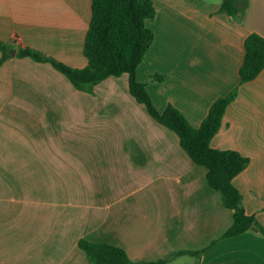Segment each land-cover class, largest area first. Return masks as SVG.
<instances>
[{
  "label": "crops",
  "instance_id": "obj_1",
  "mask_svg": "<svg viewBox=\"0 0 264 264\" xmlns=\"http://www.w3.org/2000/svg\"><path fill=\"white\" fill-rule=\"evenodd\" d=\"M152 2L155 41L137 79L160 113L171 104L195 128L239 88L211 145L250 160L234 185L264 227V70L240 85L246 39L264 38V0H249L242 22L221 11L222 0ZM91 6L0 0V42L10 50L3 63L0 51V264H89L82 239L121 248L135 262L264 264L259 231L223 238L234 212L178 135L131 95L127 74L87 93L52 65L18 57L31 48L87 67Z\"/></svg>",
  "mask_w": 264,
  "mask_h": 264
},
{
  "label": "trees",
  "instance_id": "obj_2",
  "mask_svg": "<svg viewBox=\"0 0 264 264\" xmlns=\"http://www.w3.org/2000/svg\"><path fill=\"white\" fill-rule=\"evenodd\" d=\"M249 7V0H222L221 11L237 22H242ZM92 18L85 39L84 54L87 67L75 69L34 49L25 48L18 57L38 63H48L63 74L79 91L93 93L99 83L110 77L129 76V89L136 101L145 106L148 114L159 124L175 132L182 148L197 165L207 169V180L219 192L223 205L234 212V223L224 239L242 235L252 227L264 236V227L246 213L243 196L234 185V179L249 165L250 160L234 150H218L211 145L221 130L229 105L236 100L239 88L228 96L217 99L199 128L173 105L163 113L154 106L146 84L137 79V70L155 41V33L147 22L156 17L152 0H92ZM3 63L10 57V50L0 42ZM264 70V38L251 34L245 41V57L240 69V85L256 80ZM163 81L164 77L155 76ZM79 248L87 255L89 264H167L171 257L158 261H133L128 253L118 247L82 239ZM205 251H184L177 256L199 257Z\"/></svg>",
  "mask_w": 264,
  "mask_h": 264
},
{
  "label": "water",
  "instance_id": "obj_3",
  "mask_svg": "<svg viewBox=\"0 0 264 264\" xmlns=\"http://www.w3.org/2000/svg\"><path fill=\"white\" fill-rule=\"evenodd\" d=\"M11 54H12V55H15V52H14V51H12V52H11ZM251 229H252L253 231H255V232H257V231H258V229H257V228H255V227H252Z\"/></svg>",
  "mask_w": 264,
  "mask_h": 264
},
{
  "label": "rangeland",
  "instance_id": "obj_4",
  "mask_svg": "<svg viewBox=\"0 0 264 264\" xmlns=\"http://www.w3.org/2000/svg\"><path fill=\"white\" fill-rule=\"evenodd\" d=\"M154 79V78H153Z\"/></svg>",
  "mask_w": 264,
  "mask_h": 264
}]
</instances>
